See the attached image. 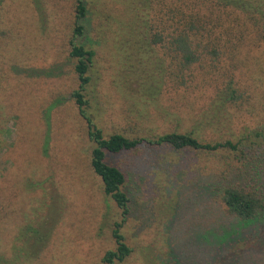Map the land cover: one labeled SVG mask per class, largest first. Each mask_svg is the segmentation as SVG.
<instances>
[{
    "label": "rangeland",
    "instance_id": "374dc122",
    "mask_svg": "<svg viewBox=\"0 0 264 264\" xmlns=\"http://www.w3.org/2000/svg\"><path fill=\"white\" fill-rule=\"evenodd\" d=\"M179 2L86 1L77 40L95 51L87 110L104 135L191 131L202 141L240 137L241 149L144 144L107 154L126 178L130 211L121 221L90 167L93 143L70 96L75 0H0V264H102L115 221L132 248L115 264H264V220L239 225L216 196L238 179L264 192V142L252 130L264 128V45L208 0L204 19L212 38L230 41L235 78H167V57L146 38L171 22ZM228 86L241 96L222 110ZM256 171L261 180L247 174ZM238 225L233 240L200 239L199 229L219 237Z\"/></svg>",
    "mask_w": 264,
    "mask_h": 264
},
{
    "label": "trees",
    "instance_id": "16d2710c",
    "mask_svg": "<svg viewBox=\"0 0 264 264\" xmlns=\"http://www.w3.org/2000/svg\"><path fill=\"white\" fill-rule=\"evenodd\" d=\"M87 0H75V10L71 37L68 40L69 56L74 61V71L77 75V87L70 96L74 100L78 113L86 122L88 139L93 143L89 163L90 167L101 180L102 191L106 197L113 201L120 211L121 221H126L129 211V196L123 190L126 178L124 171L117 165L107 162V154H119L125 151L139 152L141 145L157 146L167 144L174 149H193L213 152L219 149L239 151L242 139L229 138L216 141H202L191 131H169L154 137H130L122 132H112L104 135L88 112V99L86 97L87 85L90 82V72L94 66L95 51L86 48L78 42V37L84 33V20L88 13ZM216 7H225L228 15H234L233 20L242 22L244 35L254 39L258 47L264 45V0H210ZM208 0H180L176 6L172 4L171 22L162 28L156 29L147 37L149 46L159 48L162 55L167 57L168 64L163 66V74L167 78H235V70L231 67L235 63L233 47L227 44L221 36L211 37L208 21L204 19V8ZM239 45V44H238ZM229 61V64H228ZM163 63V62H162ZM164 64V63H163ZM199 69L193 73V70ZM185 81L183 80L182 83ZM178 86V85H177ZM180 86V85H179ZM238 88L228 86L227 91L221 95L220 107L222 110L240 98ZM57 98L46 111L52 109ZM255 139L264 142V128H254ZM237 177L245 173L237 169ZM255 174L261 180L259 171L248 172ZM216 196L223 205V214H226L239 225L264 220V192L254 184H246L238 180L226 182L222 187L217 186ZM112 228V237L115 241L113 249H107L102 256V264H115L123 262L132 254V248L125 241L120 232L121 222L115 221ZM239 225L232 229H224L218 237L217 232L199 229L200 239L204 243L209 241L233 240L240 235ZM217 239H216V238ZM218 242V241H217Z\"/></svg>",
    "mask_w": 264,
    "mask_h": 264
}]
</instances>
